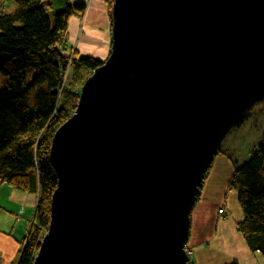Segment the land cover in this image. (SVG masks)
<instances>
[{"label": "water", "instance_id": "obj_1", "mask_svg": "<svg viewBox=\"0 0 264 264\" xmlns=\"http://www.w3.org/2000/svg\"><path fill=\"white\" fill-rule=\"evenodd\" d=\"M111 18L110 55L52 140L33 264H191L205 175L264 97V0H113Z\"/></svg>", "mask_w": 264, "mask_h": 264}, {"label": "trees", "instance_id": "obj_2", "mask_svg": "<svg viewBox=\"0 0 264 264\" xmlns=\"http://www.w3.org/2000/svg\"><path fill=\"white\" fill-rule=\"evenodd\" d=\"M11 1L14 10L6 12V0L5 10L0 12V74L9 77V84L0 90V178L37 195L34 217L16 262L33 264L50 224L57 186L50 163L53 137L76 109L77 86L102 62L77 53L71 59L64 48L69 19L84 11L83 4H69L50 17L44 0ZM106 2L111 15L113 0ZM67 65L72 67L69 83L64 82ZM29 68L34 76L27 82ZM257 104L264 112V97ZM228 185L236 191L243 211L237 231L252 251L264 256V141L252 150L246 163L234 169Z\"/></svg>", "mask_w": 264, "mask_h": 264}, {"label": "crops", "instance_id": "obj_3", "mask_svg": "<svg viewBox=\"0 0 264 264\" xmlns=\"http://www.w3.org/2000/svg\"><path fill=\"white\" fill-rule=\"evenodd\" d=\"M69 4H83L85 9L69 19L65 50L75 47L78 57L104 60L112 39V19L106 0L43 1L50 17L63 11ZM259 116L264 118L263 113ZM236 167L235 162L220 158L212 172L216 173L219 184L226 185ZM232 198L224 206L213 198L201 202L199 197L190 216L191 230L187 246L191 264H228L232 261L237 264H264V256L252 251L237 231V224L243 220V211L234 204ZM36 204V194L16 189L0 178V264H16ZM220 209L227 212L225 218L218 216Z\"/></svg>", "mask_w": 264, "mask_h": 264}, {"label": "rangeland", "instance_id": "obj_4", "mask_svg": "<svg viewBox=\"0 0 264 264\" xmlns=\"http://www.w3.org/2000/svg\"><path fill=\"white\" fill-rule=\"evenodd\" d=\"M7 1L8 4H7L6 12L11 13L14 10L15 4L11 0H7ZM110 50L106 55V57L104 58V60H100L102 63L106 61L107 58L109 57ZM66 51L70 53L71 48L67 47ZM67 67L68 68L65 73L64 82L66 81V83H69L71 80L72 67L69 66ZM92 73H90L89 75L88 73H84L83 75L85 77L87 75L88 76L85 79V81H83V83L80 82L77 87H80L81 89L83 84L92 75ZM33 76H34V70L32 68L27 69L25 72L26 81L27 82L30 81ZM8 84H9V77L0 74V90L5 88ZM246 112L243 115L242 118L243 120L241 121V124L233 127L223 139L219 147V151L214 157L213 162L203 180L204 185L202 184L203 188L200 191V196H199L201 202H205L208 199L213 198L214 200L217 201V203L221 202L222 205L227 206L231 201V197H233L232 201L242 211L236 199V191L230 189L228 183L226 185L219 184L217 181L218 178L216 176V173L213 174L212 171H213V167L217 165L218 160L220 158H226L231 160L233 163L235 162V164H237V167L242 166L244 163L248 161L252 150L258 144L264 141V118L259 116L261 115V113H263L264 115V112L261 110L260 105L255 104L252 108H250ZM245 114H246V118L244 119ZM198 201L199 199L196 201V203ZM188 254H190L189 250H188Z\"/></svg>", "mask_w": 264, "mask_h": 264}, {"label": "built area", "instance_id": "obj_5", "mask_svg": "<svg viewBox=\"0 0 264 264\" xmlns=\"http://www.w3.org/2000/svg\"><path fill=\"white\" fill-rule=\"evenodd\" d=\"M5 6H6V0H0V12H3L5 10ZM75 50L71 49L69 55H71V59H73L74 55H75ZM71 65H69L70 67ZM68 68V67H67ZM67 70V69H66ZM219 217L220 218H225L227 216V212L224 209H220L218 211Z\"/></svg>", "mask_w": 264, "mask_h": 264}, {"label": "bare ground", "instance_id": "obj_6", "mask_svg": "<svg viewBox=\"0 0 264 264\" xmlns=\"http://www.w3.org/2000/svg\"><path fill=\"white\" fill-rule=\"evenodd\" d=\"M71 49H74L75 50V52H76V49H75V47L74 48H71ZM67 66H69V65H67ZM199 195H200V193H199ZM198 199H199V196H198ZM197 199V200H198ZM195 205H196V203H195ZM195 205H194V207H195ZM193 207V208H194ZM193 208H192V210H191V212L193 211ZM190 216H191V213H190ZM191 219V218H190ZM190 230H191V220H190V228H189V235H190ZM189 235H188V239H189ZM188 239H187V242H186V245H185V248H184V250L186 251V253H188ZM189 255V258H190V254H188ZM191 263V262H190Z\"/></svg>", "mask_w": 264, "mask_h": 264}]
</instances>
